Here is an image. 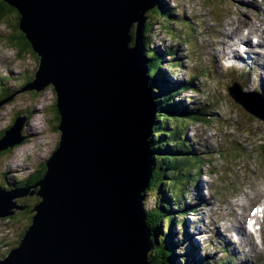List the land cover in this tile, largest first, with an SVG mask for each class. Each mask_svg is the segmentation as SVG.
Listing matches in <instances>:
<instances>
[{"label": "water", "instance_id": "water-1", "mask_svg": "<svg viewBox=\"0 0 264 264\" xmlns=\"http://www.w3.org/2000/svg\"><path fill=\"white\" fill-rule=\"evenodd\" d=\"M5 2L18 11L19 28L40 58L27 91L55 88L60 141L35 192L5 177L11 191L0 188V219L26 209L20 197L36 194L39 202L0 264H152L143 204L154 172L157 111L141 48L156 0ZM25 123L19 118L5 132L0 152L23 144Z\"/></svg>", "mask_w": 264, "mask_h": 264}, {"label": "rangeland", "instance_id": "rangeland-1", "mask_svg": "<svg viewBox=\"0 0 264 264\" xmlns=\"http://www.w3.org/2000/svg\"><path fill=\"white\" fill-rule=\"evenodd\" d=\"M169 3L170 7H173L175 10L177 8H182L181 5H185L187 3L193 4V17L194 21L196 22V38L195 34L192 32L189 33H183L180 32L176 34L173 30L170 28L167 29L170 36H175L180 39L179 41L182 44L190 45L189 41H192L193 43L197 44V40L199 41V45H196L193 48V54L195 58H201L205 61V59L208 57L206 52H208V48L204 45L203 35L209 36L208 38L210 40H214L212 36V32L214 29H216L218 26L215 24H219L222 20L227 19L228 17L232 18V20H235L238 23H244L246 21V13H249L255 19V15H253L251 12L253 11V8L249 6L253 3H259L257 0H231L229 4H225L224 7L222 6L223 3L219 2V0H165ZM227 2V0H224ZM235 2H239L244 4V6H233L235 5ZM238 8V9H236ZM203 13H206L205 17L206 19L203 20ZM257 13V11H256ZM154 15V14H153ZM150 12L147 13L146 16L151 18L153 16ZM147 17V18H148ZM155 23V29L152 35H149V42L152 44V47L156 45V43H159L160 36L163 33L162 29L164 27L163 24H168L165 19L163 21L157 22V19L155 17L151 18V23ZM163 23V24H162ZM176 23V22H171ZM19 23L17 22V17L11 16L8 18L3 19V21H0V51L2 53H10L11 57H14V60L12 63L9 64L11 67V74L16 75L17 78L13 79L9 83L7 87L13 88V92L18 91L21 89L25 84L30 83L32 80V77L35 76L36 71L39 69V57L33 53L32 49L26 48L25 50H21L22 45L19 44L20 42V36L23 33L22 30L19 28ZM169 25V24H168ZM179 25V23H178ZM177 27V24L173 26V29ZM181 35L184 37V39H181ZM197 39V40H196ZM22 41V36H21ZM227 42L226 39L222 41V43ZM151 47V48H152ZM221 50L222 47H219ZM162 53H166L165 59L169 61L171 64H174V67L179 66L181 63L174 61L173 59H170L167 57L169 55L164 48L159 49ZM188 52L189 48H188ZM178 60H183V55H177ZM165 63V60H164ZM15 64L16 67L14 66ZM170 64V65H171ZM175 69L165 70L170 75L171 72ZM178 72V71H177ZM237 73L240 71L237 70ZM180 73V72H178ZM219 81V80H218ZM20 88H18L19 86ZM229 85L228 81L226 80V87ZM218 86V82H217ZM7 89L5 86L0 88V97H2V94H8L11 93L9 90L7 92ZM215 91V92H212ZM220 91V94H219ZM227 91V88H226ZM206 94H209L207 96H204L202 99L209 102L210 99H214V97L210 96L212 94H216L219 96L220 101L222 104L220 105V115L218 118L213 121L211 125L207 128L202 127H192V131L195 132L196 129H203L204 132H207L208 134L213 135L216 131L218 132H226L227 134H230L231 137L229 138V141L233 139H241L242 147H238L237 151L235 153H231L234 149L228 150L226 154L231 153L230 155H227V158L224 160L229 163H235V166H240L243 173L246 174L248 179H252L256 181L257 183H262V174L261 170H264V148H259V151L256 148V142L258 140H264V128L260 127V124L256 122L253 116L247 113V115L242 113L238 107L233 103V101L229 100L227 95L223 92L221 88V84L219 82L218 88L215 86L214 83L212 84H206V88L204 91ZM228 93V92H227ZM193 93L185 94L186 97H180V100L186 99L192 95ZM198 98V96L194 97ZM210 98V99H208ZM57 103V96L53 89V87H49L41 92H35V91H24L16 94L9 102L2 105L0 107V137L4 134L3 131L6 130L8 127H10L13 122L21 115V113H28L27 122L29 126H32V128L27 126V129L23 130V134L30 137L23 145H21L18 148L13 149L11 153H6L4 155H0V186L3 188L9 187L6 184L5 177L8 180L9 183L12 184L11 181H13V185L17 184V181L20 180H27L31 179L35 176V174H40L43 167V162L47 160L55 151V149L58 146V143L60 141V132L56 129L59 125V121L57 119V111L55 104ZM233 103V104H231ZM226 120H234L236 121V134L234 135L233 131V122L232 125H227ZM212 121V120H211ZM225 121L224 123H222ZM222 123V124H219ZM239 127H242L244 129H249L250 133L245 136L244 131H240ZM30 129V130H29ZM31 131V133H30ZM191 133L193 134V132ZM248 133V132H247ZM253 138H255L253 140ZM34 139V140H33ZM238 143V142H237ZM229 148H231L232 143H227ZM153 148V146L151 145ZM246 153V157L249 159V162L246 161H238V158H241L243 160V156ZM225 154V155H226ZM237 154V155H236ZM236 155V156H235ZM260 155V156H259ZM229 156V157H228ZM235 156V161H231ZM221 159V158H220ZM218 157H216V161H213L209 166H206L204 168V172L207 174L214 173V170L216 169V166L221 167L224 171L228 168L227 164H224ZM245 163V166H242V164ZM258 166L259 168H257ZM238 171V168L235 169ZM224 174V173H223ZM231 174V173H230ZM209 179V177H206ZM212 178V177H211ZM213 179V178H212ZM239 179V178H238ZM214 180V179H213ZM39 181V180H38ZM261 182V183H260ZM217 186V185H216ZM223 185H219L217 187H220ZM35 191V190H33ZM201 194L208 199L207 207L203 208L200 212L197 213V216L192 219V221H197V223H193V229L192 232H195V227H198L199 233L202 234L203 237H205V228L206 223L210 226L211 230H214L216 226H213L215 223L216 218V210L217 207L223 212L221 209V200L218 197V194L216 190H212L210 187L203 188L201 191ZM178 193L176 192L175 196ZM259 194H257L258 196ZM192 197H195V194L191 195ZM232 197V196H231ZM231 197L229 198L231 200ZM24 199V200H23ZM36 194L33 196H27L21 198V202H24L27 206L35 205L36 203ZM222 199H224V196H222ZM23 200V201H22ZM159 202H161L160 197L156 195L153 192V189L147 192L145 199H144V207L149 212L150 215L155 214L154 207ZM21 202H18L19 204ZM21 214H18L17 218L15 219H9L4 218L0 219V230L5 227V231L0 233V246L4 247L6 246L9 248V250L12 249V247H16L18 244V239H20L21 233L29 226L28 218L26 215L27 210H24L23 212L18 211ZM23 213V214H22ZM33 215V213L31 212ZM223 214H225L223 212ZM240 214V212H239ZM201 216V218H200ZM225 216V215H224ZM147 217V216H146ZM11 218V217H10ZM225 219V218H224ZM225 222H228L225 219ZM213 223V224H212ZM219 224L222 227V229H219V233L224 232V224L222 222H219ZM180 228L177 227L175 230L178 234V236L181 235V232L179 230ZM152 232V231H151ZM263 235H264V228H263ZM162 236V235H160ZM176 240V239H175ZM194 242V239H191L190 241H183L180 242L181 249L184 251V248L188 245H191ZM259 243V242H258ZM205 244V241H203V245ZM202 245V246H203ZM200 248V244H199ZM264 249V248H263ZM210 250V249H209ZM200 253V252H199ZM176 254L180 255L179 252L176 251ZM201 255V254H200ZM162 257V256H161ZM258 259V258H256ZM177 262L180 263L179 259L177 258ZM264 263V258H263Z\"/></svg>", "mask_w": 264, "mask_h": 264}, {"label": "trees", "instance_id": "trees-1", "mask_svg": "<svg viewBox=\"0 0 264 264\" xmlns=\"http://www.w3.org/2000/svg\"><path fill=\"white\" fill-rule=\"evenodd\" d=\"M159 10H154L157 13ZM17 17V22L19 23L21 17L18 11L11 6H9L4 0H0V21L8 17ZM151 22V21H150ZM153 29L151 27V23L147 25L145 41L143 44V58L148 63L149 70V87L151 88L153 100L156 101L157 104V115H156V126L154 129L153 137L151 139V145L153 146V160L154 164V172L153 178L150 183V190L153 189V192L160 197L161 202L159 203L157 209L155 210V214H148L147 225L152 231L151 240L154 242V250L152 252L151 258L155 261L153 264H193L190 262V257L188 254H185L184 258H181V263L177 262L178 255L175 254V249L178 246V242L175 240L174 233H171V230H174L176 225V215H173L171 212V203L176 200L174 194V189H177V193H180L182 190L183 182H176L178 173L181 171V168L186 167V159H185V151L182 149V144L179 141L177 133L171 136V133L167 131L171 130V122H177L181 119L183 114L176 113L178 110L174 108V106H169V110L166 109L168 102H161L160 97H165L164 94L168 91L167 88L162 85L161 82V74L163 68V58H159L155 53L150 51V43H149V35H151ZM22 36V41H21ZM19 44L22 45L21 50H25V47L31 48V45L27 42L24 34H21ZM135 37V35H134ZM151 59V60H150ZM3 99H0L2 102ZM173 109V111H171ZM57 111V119L60 123V115ZM169 112H173L172 115ZM175 114V117L174 115ZM187 115H190L187 112ZM191 117V116H190ZM182 134V133H178ZM3 136L0 137V139ZM175 141V145L173 144L170 147V141ZM179 149L180 152H177ZM13 148H10L8 151H4L0 153V155H4L6 153H11ZM47 172V167L44 164L42 167V171L40 174H36L30 180L24 181L21 183L24 187L34 185L44 174ZM17 188V187H16ZM149 190V191H150ZM181 198V196L178 194ZM36 203L39 202V199L36 198ZM144 205V204H143ZM32 205L27 209L26 215L28 218V223L31 225L32 223V214L31 209ZM189 210L183 211L182 213H187ZM18 215L12 216L9 218L10 220L17 218ZM147 216V215H146ZM27 229V228H26ZM25 229V230H26ZM23 231V233L25 232ZM174 232V231H172ZM21 233V235H23ZM162 235V236H160ZM20 243V239H18L17 244ZM18 246V245H17ZM16 246V247H17ZM6 247V246H4ZM6 255L3 250L0 249V258H4ZM163 257V261L161 263L160 257Z\"/></svg>", "mask_w": 264, "mask_h": 264}, {"label": "bare ground", "instance_id": "bare-ground-1", "mask_svg": "<svg viewBox=\"0 0 264 264\" xmlns=\"http://www.w3.org/2000/svg\"><path fill=\"white\" fill-rule=\"evenodd\" d=\"M249 34H251V35H254V36H262V35H264V30L263 29H251L250 31H249ZM263 40H264V38H263ZM246 41H247V39L245 38V37H243V38H241V44L243 45V44H246ZM162 55L164 56V58L166 57V53H162ZM167 57L168 58H170L169 57V55H167ZM161 58H163V57H161ZM164 58H163V64L165 65V63H164ZM171 59V58H170ZM151 60V59H150ZM171 65H173L174 66V64L172 63ZM180 68H183L182 66L180 67ZM236 95H238V94H236ZM34 140V139H33ZM150 151H151V145H150ZM152 177H154V176H152ZM10 188V187H9ZM151 189V188H150ZM33 190V188H31V191ZM175 194H176V192L174 193V196H175ZM28 195H26L25 197H27ZM199 197V199L200 200H202V197L199 195L198 196ZM38 203V202H37ZM147 211V210H146ZM147 215V219H148V214H146ZM200 218H201V216H200ZM213 224V223H212ZM214 226H215V224H213ZM208 230H209V227L207 228ZM238 235L239 236H243V237H245L246 238V240L248 241V240H250V242H252V240L250 239V234H249V232L245 229V228H243V226H241V227H239L238 229ZM5 231V227L4 228H2L1 230H0V233H2V232H4ZM239 240L241 241V242H244L246 245H247V243H246V241L242 238V237H240L239 238ZM255 243H253V245H254ZM248 245H250V244H248ZM252 245V244H251ZM251 245H250V247H251ZM255 258H256V255H255ZM230 262V261H229ZM231 263V262H230ZM225 264H229V263H227V262H225ZM233 264V263H232Z\"/></svg>", "mask_w": 264, "mask_h": 264}, {"label": "flooded vegetation", "instance_id": "flooded-vegetation-1", "mask_svg": "<svg viewBox=\"0 0 264 264\" xmlns=\"http://www.w3.org/2000/svg\"><path fill=\"white\" fill-rule=\"evenodd\" d=\"M17 189H19V188L17 187Z\"/></svg>", "mask_w": 264, "mask_h": 264}]
</instances>
